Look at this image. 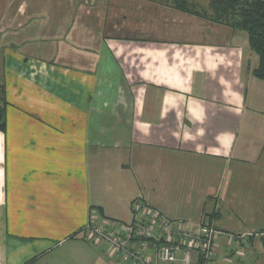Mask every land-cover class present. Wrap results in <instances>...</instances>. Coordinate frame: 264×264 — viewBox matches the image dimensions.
Masks as SVG:
<instances>
[{
	"label": "crops",
	"instance_id": "crops-1",
	"mask_svg": "<svg viewBox=\"0 0 264 264\" xmlns=\"http://www.w3.org/2000/svg\"><path fill=\"white\" fill-rule=\"evenodd\" d=\"M205 22L159 0H0V264H133L83 227L130 223L135 199L221 231L211 264H264V80L244 32Z\"/></svg>",
	"mask_w": 264,
	"mask_h": 264
},
{
	"label": "built area",
	"instance_id": "built-area-1",
	"mask_svg": "<svg viewBox=\"0 0 264 264\" xmlns=\"http://www.w3.org/2000/svg\"><path fill=\"white\" fill-rule=\"evenodd\" d=\"M132 220L88 222L83 231L109 256L133 264H211L222 232L203 222L171 221L143 199L130 206Z\"/></svg>",
	"mask_w": 264,
	"mask_h": 264
},
{
	"label": "trees",
	"instance_id": "trees-1",
	"mask_svg": "<svg viewBox=\"0 0 264 264\" xmlns=\"http://www.w3.org/2000/svg\"><path fill=\"white\" fill-rule=\"evenodd\" d=\"M156 1V0H149ZM182 12L246 34L250 50L258 57L252 75L264 80V0H209L207 8L194 0H159ZM4 87L0 85V131L5 130ZM264 149V144H263Z\"/></svg>",
	"mask_w": 264,
	"mask_h": 264
},
{
	"label": "rangeland",
	"instance_id": "rangeland-1",
	"mask_svg": "<svg viewBox=\"0 0 264 264\" xmlns=\"http://www.w3.org/2000/svg\"><path fill=\"white\" fill-rule=\"evenodd\" d=\"M194 2H196L200 7H204V8L206 7V8H207V5H208L209 0H194ZM205 23H207V22L203 21V24H205ZM231 238H233L232 235H231ZM241 240H242V238H241ZM218 247H219V246H218ZM216 248H217V247H216ZM216 248H215V250H216ZM75 252H77V251H75ZM54 253H55V251L49 253V254L46 255V256H43L41 259H39L38 261H36V262L33 263V264H49L50 262H51V264H52V261L55 260ZM234 255H236L237 257H240L239 251H238V250H234V252H233V256H234ZM218 258H219V252L217 251V258H216V261H218ZM229 260H230V259H229ZM226 261H227V259H226ZM232 261H235V256H234V260L232 259ZM230 262H231V261H230ZM62 264H63V263H62Z\"/></svg>",
	"mask_w": 264,
	"mask_h": 264
}]
</instances>
